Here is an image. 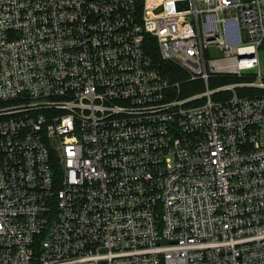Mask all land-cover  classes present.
Returning a JSON list of instances; mask_svg holds the SVG:
<instances>
[{
  "label": "built area",
  "instance_id": "built-area-1",
  "mask_svg": "<svg viewBox=\"0 0 264 264\" xmlns=\"http://www.w3.org/2000/svg\"><path fill=\"white\" fill-rule=\"evenodd\" d=\"M262 52L264 0H0V264H264Z\"/></svg>",
  "mask_w": 264,
  "mask_h": 264
},
{
  "label": "rangeland",
  "instance_id": "rangeland-1",
  "mask_svg": "<svg viewBox=\"0 0 264 264\" xmlns=\"http://www.w3.org/2000/svg\"><path fill=\"white\" fill-rule=\"evenodd\" d=\"M246 1V0H242ZM260 60L262 62V74L264 76V52L260 54ZM259 72V68L246 71L244 72L245 78H238L236 75H219L215 78H212L209 82V88L211 90H215L217 88H220L222 86L228 85V84H235L238 82L243 81H256L255 75ZM181 90H182V96L183 97H189L195 94H203L207 91V86L203 81H194V82H183L181 84ZM238 89H236L237 92ZM179 91V89H178ZM241 90H238L240 92ZM232 95L231 92H225V93H218L213 95V99L215 100H223Z\"/></svg>",
  "mask_w": 264,
  "mask_h": 264
},
{
  "label": "trees",
  "instance_id": "trees-1",
  "mask_svg": "<svg viewBox=\"0 0 264 264\" xmlns=\"http://www.w3.org/2000/svg\"><path fill=\"white\" fill-rule=\"evenodd\" d=\"M154 58H155L157 66L162 68V70L164 71L163 73L165 74V76L169 77L173 81H177V82L178 81H181V82L185 81L186 75L177 66H175L171 63L163 62L161 60V58L159 57V53L156 54V56H154ZM240 93L241 94H248V93L254 94L255 90H252V91L241 90ZM180 95H181V97H183L182 96V90L180 91Z\"/></svg>",
  "mask_w": 264,
  "mask_h": 264
}]
</instances>
